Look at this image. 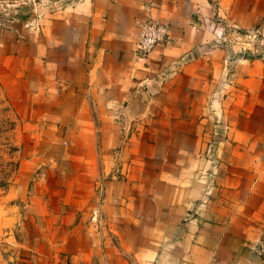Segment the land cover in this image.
Wrapping results in <instances>:
<instances>
[{
    "label": "crops",
    "instance_id": "obj_1",
    "mask_svg": "<svg viewBox=\"0 0 264 264\" xmlns=\"http://www.w3.org/2000/svg\"><path fill=\"white\" fill-rule=\"evenodd\" d=\"M17 2L12 264H264V43H228L264 33V0ZM148 20L168 38L141 57Z\"/></svg>",
    "mask_w": 264,
    "mask_h": 264
},
{
    "label": "rangeland",
    "instance_id": "obj_2",
    "mask_svg": "<svg viewBox=\"0 0 264 264\" xmlns=\"http://www.w3.org/2000/svg\"><path fill=\"white\" fill-rule=\"evenodd\" d=\"M19 99L13 79L0 76V191L11 179L19 161L16 131L23 127V122L18 119L16 112V107L22 108ZM14 101L17 103L15 106ZM7 243V240L0 235V264H12Z\"/></svg>",
    "mask_w": 264,
    "mask_h": 264
},
{
    "label": "built area",
    "instance_id": "obj_3",
    "mask_svg": "<svg viewBox=\"0 0 264 264\" xmlns=\"http://www.w3.org/2000/svg\"><path fill=\"white\" fill-rule=\"evenodd\" d=\"M20 3H0V12L9 16H17ZM168 38V28L161 22L152 20L143 21L138 24V32L134 44L136 55L145 57L154 48L165 42ZM228 43L237 46L243 53L254 52L257 47L264 43V33L254 30L248 33L233 32L229 35Z\"/></svg>",
    "mask_w": 264,
    "mask_h": 264
}]
</instances>
